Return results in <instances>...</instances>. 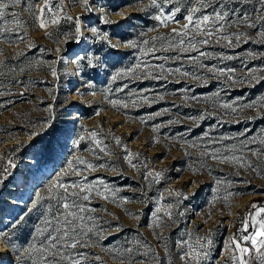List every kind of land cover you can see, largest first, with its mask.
Segmentation results:
<instances>
[{"label": "rangeland", "instance_id": "obj_1", "mask_svg": "<svg viewBox=\"0 0 264 264\" xmlns=\"http://www.w3.org/2000/svg\"><path fill=\"white\" fill-rule=\"evenodd\" d=\"M51 3H61L63 10L55 24L51 23L52 13L46 12L43 29L36 17L44 0H24L21 6L8 10L20 13L19 27L10 15L7 24L0 21V27L12 29L0 32V172L8 169L7 179L0 185V264H33L35 255L29 258L22 249L29 242L39 247L43 237H32L35 227L42 226L40 211L56 201H41L42 208L29 212L32 201L37 193L47 196L48 187L58 178L71 183L81 181L82 176L97 183L99 191L108 197L92 195L89 206L96 209L92 213L97 217L96 226L89 233L90 246L77 249L88 256L82 264H130L127 249L143 253L144 245L152 251L148 256H135L136 262L155 264L153 257L158 256L160 264H183L177 241L188 240L195 245L197 238L213 241L201 264H234L230 258L239 253L229 238L250 234L251 226L247 232L238 231L242 220L248 217L251 225L248 214L256 211L251 205L264 206V156L252 154L264 150L260 143L264 140V107L259 103L253 108L242 107L264 96V79H243L246 69L242 66L243 61L248 67L264 69V43L258 36L264 26L227 27L224 34L243 32L247 42L242 37L237 44L233 37L235 47L214 40L209 45L197 44L199 51L208 55L193 63L188 57L198 52L169 47L177 45L179 38L161 39L173 37L171 29L179 25L161 26L154 18L158 9L151 0H89L91 12H86L79 0ZM28 4L35 5L36 17L27 10ZM193 5L194 0L193 4L182 3V12ZM171 7L167 5L165 10ZM239 7L252 13L255 20L254 9L260 5L258 0H251ZM76 18L84 36L89 37L86 42L73 39ZM91 27L106 33L116 47L93 37L88 31ZM185 40L183 47H187ZM129 42L137 47H127ZM149 48L154 51L142 54L141 49ZM97 52L101 57L97 67H87L81 58ZM221 56L235 58L218 59ZM137 63L163 64L164 70L153 69L152 75L164 78L145 79L148 69H144L138 75L111 80L116 71ZM200 63L235 67V76L241 79L225 83V77L217 79L207 69H200ZM53 68L56 76L52 75ZM176 68L202 79L169 74V69ZM256 75L264 77V70ZM119 88L123 91H117ZM215 92H220L216 98L220 102L236 101L237 112L228 114L230 110L212 106L208 98ZM141 96H147L148 101ZM112 100L128 106L114 107ZM202 114L203 120L199 118ZM93 131L101 146L107 145V152L95 145L90 136ZM80 137L84 139L77 145ZM213 152L221 159H212ZM128 153L133 154L131 163L125 159ZM232 156L239 157L240 162L222 159ZM78 158L96 165L95 170L76 175L75 168L85 167L76 163ZM157 172L159 178L154 175ZM101 180L107 191L98 183ZM169 204L172 207L167 209ZM157 207L161 208L159 227L153 216ZM165 209L173 215H164ZM250 264H262L255 252Z\"/></svg>", "mask_w": 264, "mask_h": 264}, {"label": "snow or ice", "instance_id": "obj_2", "mask_svg": "<svg viewBox=\"0 0 264 264\" xmlns=\"http://www.w3.org/2000/svg\"><path fill=\"white\" fill-rule=\"evenodd\" d=\"M79 2L84 7L86 12L93 11L89 0H79ZM185 2L193 4V0H159V2L158 0H151V5L158 9V14L154 18L160 22L161 26L167 28L169 23H175L179 25V27H173L171 29V32L175 34L173 37H162L161 39L179 38L177 45L170 44L169 47H179V50L185 53L190 50L198 52L197 56L188 57V59L193 63L198 62L201 57H206L208 55V53L199 51L197 44L209 45L210 42L214 40L216 43L224 41L228 47H235L233 37L235 38V42L237 44L241 42L242 37H244V42H247L248 38L243 32L237 31L231 35L224 34L227 27L243 25L247 28L255 29L257 24L264 26V0H258L260 7L254 9V12L257 13L255 20H253L252 13H249L247 10L239 7L240 5L251 3V0H194V5L184 8L182 12L181 4ZM23 3L24 0H0V21L4 22V24H7L8 21L6 17L10 15L13 22L16 23L18 27L21 26L22 22L19 19L20 13L15 11L9 12L8 10L15 6H21ZM233 4H235L236 7H229V5ZM167 5H172V7L166 11L165 6ZM34 7L35 5L28 4L27 10L31 12L34 17H36V13L33 12ZM202 9H211V11L205 12L202 11ZM23 10L24 9L22 8V11ZM62 10L63 5L61 3L53 5L51 0H44V6L39 9L40 15L36 17L39 19V27L43 29L46 25L47 21L44 19L46 12L52 13L51 23H58V13ZM178 16L180 18H178ZM232 17H234V19H232ZM67 19L72 20L73 17L67 16ZM181 19L184 21V23H181ZM103 22L110 23V21L107 19H104ZM10 31H12V29L0 27V32ZM88 31L91 32L93 37H98L102 41H107L108 44L113 48L116 47V45H113L108 39L107 34H101L97 27H91L88 29ZM258 36L260 37V43H264V30L259 31ZM82 38L85 42L89 39V37L84 36L80 19L76 18L73 39H75L77 43H80ZM185 38H187V47H183L186 43ZM20 39H23V37H20ZM144 43L147 44L148 41H144ZM126 46L132 48L137 47L135 42H129ZM152 51H154V48H149L147 51L141 49L142 54H147V52ZM234 58L235 57L233 56L218 57L220 60H232ZM81 59L87 62V67L96 68L97 63H99L101 60V57L97 52L86 54ZM177 59H179V57H177ZM242 66L246 69V75L243 79H249L250 77L249 82L252 80L258 81L260 79H264V77H258L256 75L258 71H262L264 69L248 67L243 61ZM199 68L207 69V71L209 73H213L217 79H219L221 76L225 77V83L229 81L236 82L237 80L241 79L235 76L237 72L235 67H218L215 64L208 66L200 63ZM144 69H148V71L144 73L145 79L149 77L153 79L164 78L162 76L152 75L153 69H160L163 71V64L142 65L141 63H137L134 67H130L126 70L116 71L115 74L111 76V80L115 82L117 79H122L131 75H138V73L143 72ZM168 71L169 74L178 75L179 77L187 78L191 76L194 80L202 79L201 76L196 75L194 72L182 71L180 68H176L174 70L169 69ZM52 75L56 76V70L54 68L52 69ZM88 87L91 89L93 85L89 83ZM126 87L127 84L124 85V88ZM109 91H111V89H109ZM117 91H123V89L119 88ZM219 96L220 92H215L213 93L212 97L208 98L212 100V106L215 107L218 104V107L221 111L227 112L230 110V113L228 114H234L237 112V108L234 106L236 101H233L232 103L220 102L218 99H216L219 98ZM140 99L148 101L147 96H141ZM192 99L196 100L198 98L193 96ZM110 103L114 107L119 105L126 108L128 106L127 103L119 100H112ZM133 103H135V101H133ZM257 103H259L261 107H264V96H261L259 101H252L251 103L242 105V107L253 108ZM155 115L159 116L160 113L157 112ZM199 118L203 120L205 119V116L202 114ZM191 119L195 120L196 118L192 117ZM172 122L173 121H169V123ZM157 129L158 126L154 127L153 131H156ZM32 135L34 136L36 133H33ZM97 135L98 134L94 131L90 133V136L99 150L101 152H107V145L101 146L102 142L99 139H96ZM241 135H244V133H241ZM204 136L207 137L208 133H204ZM83 139L84 137H80L79 140L76 141L77 145H79L80 141ZM115 141L118 145L120 144V139L118 137L115 138ZM252 142L254 141H249V143ZM260 143L264 144V140H261ZM243 147H247V145L245 144ZM252 154L254 156H264V150L253 151ZM132 155V153H128V155L125 156V159L128 160L129 163H131ZM211 157L212 159H221V157L215 152L211 153ZM222 159L225 161L234 160L237 163L240 162V158L236 156L223 157ZM76 163L85 166L83 170L78 168L74 169L75 174L78 176L82 175V172L85 170L93 171L96 168V165H93L82 158H78ZM69 166H72L71 162ZM132 166L136 167V165ZM99 167L103 168L104 165L101 164ZM7 174V168H5L3 172H0V185H2L7 179ZM148 175L151 176L153 173L149 172ZM154 175L156 178H159L161 174L157 172ZM145 178L147 179V177ZM98 183L103 185L105 191L108 190L107 185L104 184L102 180L98 181ZM217 183H219V181H217ZM94 192L95 195L101 196L104 199H108V197L104 195V192L99 191L97 188V183L88 182L87 176H82L81 181L71 183H64L58 178L48 187L47 196H43L39 193L36 194L35 200L32 201V207L28 209L29 212L42 208L41 201L55 200L56 203H49L45 210L40 211V215L43 217V219L40 221L42 226L35 227V237H32V240H35L36 237H43V239L40 241L39 247H37L34 242H29L27 243V246L22 249L29 258L35 255L36 259L33 261V264H82V261H85L88 258L87 253L77 251V249L87 248L90 246L88 243L90 240L89 233H92L96 226L94 221L97 219V217L92 215L96 209L89 206ZM171 207L172 205L169 204L167 209H170ZM251 208L256 210L254 214H248L251 216V225L249 224L248 217H245L242 220V228L238 231L247 232L250 226L253 228V231L250 234L242 235L241 237H237L236 234H233L229 238L230 244L234 245L235 251L239 253L238 256L233 255L230 258L234 264H250V259L252 258L253 252H255L259 257V261L264 264V217L261 216V214L264 213V206H257L256 204H253L251 205ZM167 209H165L164 215L171 217L173 214ZM160 212L161 208L157 207L153 213V216L157 221L156 227L160 226V216L157 215ZM182 214L183 213H181V215ZM258 217L259 219H257ZM21 219H23V217H21ZM19 222L20 221H17L16 223ZM89 222H93L91 226H89ZM13 227H15V224ZM189 236H191V234H189ZM159 238L160 237H158V239ZM201 239H204L205 242L201 243ZM137 243H140V241H137ZM212 243L213 241L207 238H197L195 245L190 243L188 240L177 241V244L181 250L179 259L183 262V264H201V260L209 255L206 249ZM144 247L145 251L143 253H139L133 248L127 249V253L130 257V264H144L142 260L136 262L134 259V257L137 255L148 256V253L152 251V249L147 245H144ZM95 259L99 260L100 257H95ZM153 260L155 264H160L158 256L153 257Z\"/></svg>", "mask_w": 264, "mask_h": 264}]
</instances>
